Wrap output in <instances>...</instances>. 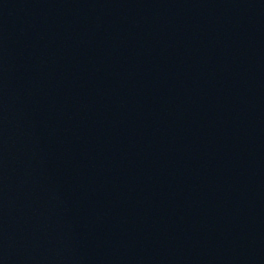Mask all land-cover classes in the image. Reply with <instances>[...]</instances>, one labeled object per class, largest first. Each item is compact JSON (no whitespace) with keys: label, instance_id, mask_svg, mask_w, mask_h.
I'll list each match as a JSON object with an SVG mask.
<instances>
[{"label":"water","instance_id":"obj_1","mask_svg":"<svg viewBox=\"0 0 264 264\" xmlns=\"http://www.w3.org/2000/svg\"><path fill=\"white\" fill-rule=\"evenodd\" d=\"M0 264H264V0H0Z\"/></svg>","mask_w":264,"mask_h":264}]
</instances>
